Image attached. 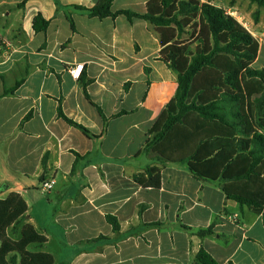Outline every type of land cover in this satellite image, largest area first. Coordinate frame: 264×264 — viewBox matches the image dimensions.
Segmentation results:
<instances>
[{"label": "crops", "instance_id": "0c3cea01", "mask_svg": "<svg viewBox=\"0 0 264 264\" xmlns=\"http://www.w3.org/2000/svg\"><path fill=\"white\" fill-rule=\"evenodd\" d=\"M100 1L0 0L3 263L16 254L18 264H203L204 251L217 264H264L262 214L227 198L222 181L145 151L178 76L146 20L100 19L75 8ZM150 1L115 0L112 10L145 15ZM201 2L235 14L259 42L252 67L264 69V8L250 0ZM38 15L49 21L43 32L34 30ZM80 64L75 79L70 70ZM60 107L88 134L61 118ZM147 168L160 170L159 189L134 179ZM43 180L55 181L52 190L42 191ZM15 217L24 218L14 226ZM210 227L212 234H200Z\"/></svg>", "mask_w": 264, "mask_h": 264}, {"label": "trees", "instance_id": "16d2710c", "mask_svg": "<svg viewBox=\"0 0 264 264\" xmlns=\"http://www.w3.org/2000/svg\"><path fill=\"white\" fill-rule=\"evenodd\" d=\"M114 1L75 8L100 19L124 15L130 21L146 20L161 35V59L178 76L177 93L149 131L145 151L167 162L189 164L197 178L222 181L227 198L262 214L264 222V69L252 67L259 53L257 39L225 9L201 0H151L145 15L114 12ZM250 2L264 8V0ZM48 26L41 15L35 18L36 32ZM59 116L88 134L61 107ZM134 179L145 188L161 187L158 168H147ZM106 218L118 231L117 219ZM212 233L210 227L200 234ZM9 260L18 264L16 254ZM198 260L217 264L204 251Z\"/></svg>", "mask_w": 264, "mask_h": 264}, {"label": "rangeland", "instance_id": "374dc122", "mask_svg": "<svg viewBox=\"0 0 264 264\" xmlns=\"http://www.w3.org/2000/svg\"><path fill=\"white\" fill-rule=\"evenodd\" d=\"M257 67L259 68V65ZM0 177H1V172H0ZM19 188L20 187H16V190H18ZM14 197L17 198V196H15V195H14ZM40 199H41V194H38L37 195V199H36L37 204H35V206H36L35 215L38 214L39 217H41V203H40L41 200ZM14 203L15 204H19V206L16 207L17 209H19L20 206H21V203H18L17 201H15ZM23 218L24 217H21V218H19V220H17L18 218L15 217L14 220H13L14 221V226L18 225V222L20 220H22ZM6 261H7V259H5L4 257H2L0 255V264H4L3 262H6ZM9 261L10 260L8 259V263L7 264H10ZM22 264H49V261L46 260V259H27V260L23 261Z\"/></svg>", "mask_w": 264, "mask_h": 264}, {"label": "built area", "instance_id": "2783aa9c", "mask_svg": "<svg viewBox=\"0 0 264 264\" xmlns=\"http://www.w3.org/2000/svg\"><path fill=\"white\" fill-rule=\"evenodd\" d=\"M228 14H230L231 16L235 17L234 13L229 12ZM84 68V65L80 64V65H76L74 68H72L70 70V74L72 75V77H74L75 79H79L81 76V72ZM55 185V181L54 180H47V181H43L41 188L43 192H48L50 190H52V188Z\"/></svg>", "mask_w": 264, "mask_h": 264}]
</instances>
